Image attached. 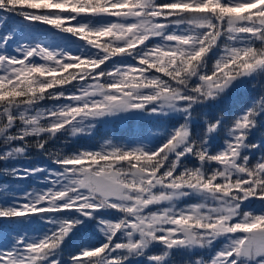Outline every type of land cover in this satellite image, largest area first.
<instances>
[{
	"label": "snow or ice",
	"instance_id": "obj_1",
	"mask_svg": "<svg viewBox=\"0 0 264 264\" xmlns=\"http://www.w3.org/2000/svg\"><path fill=\"white\" fill-rule=\"evenodd\" d=\"M17 16L84 43L73 53L0 36V174L47 181L23 203L0 185L13 224L0 264H264V138L250 139L264 94L230 122L195 115L264 77V0H0V29ZM121 113L179 121L148 142L46 150ZM33 147L54 167H16ZM90 224L102 239L65 259Z\"/></svg>",
	"mask_w": 264,
	"mask_h": 264
},
{
	"label": "trees",
	"instance_id": "obj_2",
	"mask_svg": "<svg viewBox=\"0 0 264 264\" xmlns=\"http://www.w3.org/2000/svg\"><path fill=\"white\" fill-rule=\"evenodd\" d=\"M21 17H14L10 20L1 33H4L10 29H15L19 35L17 37L18 42L36 43L44 42L47 45L60 48L70 49L73 53H77L79 46L84 42L79 41L77 38L72 37L70 34L60 33L58 30L51 28L47 25H32L28 26L27 21L21 23ZM34 29V31H33ZM4 31V32H3ZM33 31V32H32ZM11 43V42H10ZM152 43V41H149ZM16 46L15 43H11L9 52ZM87 47L84 51H87ZM95 51V49H93ZM119 59V57L114 58ZM128 63H135V61L128 59ZM111 62H109L110 64ZM211 66V61L209 62ZM104 67V66H102ZM98 71V70H97ZM71 88V85L68 86ZM260 94H264V77L257 78L254 81H248L233 87L228 90L218 101L211 104L206 109L197 110L196 117L199 118L202 111H210L214 115H223L227 121H231L232 117L242 111L255 97ZM46 105L51 106L52 101H45ZM143 117H138L134 121L131 120V116L117 121H111L107 125L102 122L97 125L96 128L90 130V134L79 135L76 137H60L55 141H50L46 150L54 152L59 149H63L66 152L75 151L81 148H99L106 140H113L120 144H132L139 141H151L155 138H162L166 129H171L175 126L179 117L175 115L170 116H150L146 113L142 114ZM133 117V116H132ZM224 132L221 131L219 138L213 144V151L219 148L223 142ZM264 138V129L255 131V135L251 137L254 142ZM51 166V161L44 152L37 150L35 147L31 148L28 152V158H20L15 161V166L19 168H34L36 166ZM3 163H0V168L5 167ZM11 167L12 165H7ZM46 173H38L35 176H28L26 179H14L12 176H5L0 174V185L7 184L15 192L9 195H17L21 197L20 202L23 203V194L25 192H31L33 190H40L47 186V181L44 179ZM4 201V195L0 194V202ZM195 201L185 200L181 206L187 203H193ZM250 207L259 209L261 207L259 201H254ZM7 225L9 228L13 226L12 222L7 219H0V229H3ZM35 228H42L43 225H34ZM102 237L96 232L94 225L90 224L80 232L72 236L71 239L66 241L64 258L67 259L70 255L77 253L81 247L89 245L91 243H98ZM220 242H217L219 246ZM203 254V253H202Z\"/></svg>",
	"mask_w": 264,
	"mask_h": 264
},
{
	"label": "rangeland",
	"instance_id": "obj_3",
	"mask_svg": "<svg viewBox=\"0 0 264 264\" xmlns=\"http://www.w3.org/2000/svg\"><path fill=\"white\" fill-rule=\"evenodd\" d=\"M7 27V26H6ZM3 29H0V33H1V31H2ZM33 31H34V29H33ZM32 31V32H33ZM4 32V31H3ZM142 114H144V113H141V114H133V113H121V114H119V115H117V116H114V117H106V118H103V119H101V120H99V121H96L95 122V127L94 128H96L97 127V125H99V123H103L104 125H107L108 123H110L111 121H117V120H122V119H124V118H126V116L128 117V116H131V120L132 119H134V121L136 120V118H138V117H143L144 118V116L142 115ZM133 116V117H132ZM79 136V135H78ZM145 142H148V141H145Z\"/></svg>",
	"mask_w": 264,
	"mask_h": 264
}]
</instances>
